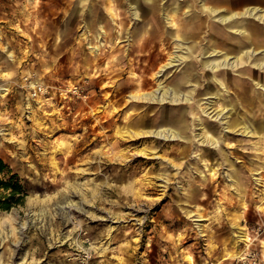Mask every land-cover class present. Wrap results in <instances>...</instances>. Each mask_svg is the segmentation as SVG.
Listing matches in <instances>:
<instances>
[{
	"label": "rangeland",
	"instance_id": "rangeland-1",
	"mask_svg": "<svg viewBox=\"0 0 264 264\" xmlns=\"http://www.w3.org/2000/svg\"><path fill=\"white\" fill-rule=\"evenodd\" d=\"M131 1L0 0V264H264V5Z\"/></svg>",
	"mask_w": 264,
	"mask_h": 264
},
{
	"label": "trees",
	"instance_id": "trees-1",
	"mask_svg": "<svg viewBox=\"0 0 264 264\" xmlns=\"http://www.w3.org/2000/svg\"><path fill=\"white\" fill-rule=\"evenodd\" d=\"M0 209L8 210L23 202L26 195L24 183L0 158Z\"/></svg>",
	"mask_w": 264,
	"mask_h": 264
},
{
	"label": "bare ground",
	"instance_id": "bare-ground-1",
	"mask_svg": "<svg viewBox=\"0 0 264 264\" xmlns=\"http://www.w3.org/2000/svg\"><path fill=\"white\" fill-rule=\"evenodd\" d=\"M150 3V2H149ZM150 4H152V3H150ZM256 9H258L257 7H254V8H252V9H248V8H246V10L244 11V12H242V14H247L248 13V15H252L253 14V12L256 10ZM238 15V13H234V14H232V15H230V16H222L221 18H216L217 19V21H220L221 23L223 22V23H225V22H227V21H229L230 20V18H232V17H234L235 15ZM258 20H260L261 22H264V14H260L258 17ZM233 24V23H232ZM257 25V24H256ZM249 29V28H248ZM245 30V31H243V33H245V35H244V37L251 43V44H260V43H258V41H256V40H254L252 37H251V34H250V31L249 30ZM239 30V29H238ZM238 32V31H237ZM240 32V31H239ZM242 32V31H241ZM246 52H247V50H246ZM257 53V52H259V51H257V49H252V50H249L248 51V53H250L251 55L253 54V53ZM248 56V55H247ZM262 56V55H261ZM241 57H242V55H241ZM240 57V58H241ZM244 58V57H243ZM238 59H239V57L238 58H236V60L234 61L235 63H237V61H238ZM242 59V58H241ZM241 59H240V62H241ZM207 64V67L208 66H210L211 67V69H219L220 67H223L224 65H225V67H227V62H225V61H211V62H208V63H206ZM239 65V64H238ZM255 66H256V68H261V67H264V61H261V62H258V63H256L255 64ZM142 70V69H141ZM251 70V72H254V73H257V70L258 69H250ZM120 75V74H119ZM191 78V77H190ZM258 84L260 83V82H257ZM259 87L261 88V91H262V93H264V82H261L260 84H259ZM164 89V88H163ZM164 95H167V93H168V90H164ZM147 94H149V93H147ZM177 96H178V92H176L175 91V88H174V91H173V93H172V98H177ZM168 98V97H167ZM222 112V111H221ZM221 112H218L217 113V116H219L220 114H222ZM239 125H241V127L243 128V131H245V130H248V126L247 125H245V124H243L242 122H239ZM131 130V129H130ZM130 130H127L126 131V133H128L129 135H131L132 133H130L129 131ZM142 132V131H141ZM144 132V131H143ZM147 132V131H146ZM159 132V131H158ZM165 132V131H164ZM135 133V132H134ZM138 133H140V132H138ZM125 134V133H124ZM135 134H137V133H135ZM175 135H180L179 133H177V134H173V136H175ZM139 136V135H138ZM166 136H171V133H166ZM141 150V149H140ZM143 151V150H142ZM240 236V238L243 240V241H245V232H241V234L239 235Z\"/></svg>",
	"mask_w": 264,
	"mask_h": 264
},
{
	"label": "crops",
	"instance_id": "crops-1",
	"mask_svg": "<svg viewBox=\"0 0 264 264\" xmlns=\"http://www.w3.org/2000/svg\"><path fill=\"white\" fill-rule=\"evenodd\" d=\"M145 2H146V4H147V2L149 3H153L154 2V0H144ZM239 1H241V2H243V1H245V2H247L246 4V7H244L243 9H241V10H232V11H230V13H228V12H226V13H221L220 11H219V9L220 8H214V7H212V6H207L206 4H202L201 5V10H202V12H205L208 16H212V15H214V17L215 18H221L222 16H229V15H231L232 13H234V12H242V11H244L245 10V8H247V7H249V5L250 4H252V3H259V4H262V5H264V0H239ZM130 4H131V6L133 7V8H135V10H134V16L135 17H140V18H142V14L145 12V16H144V18L145 17H147V22H151L150 21V19H149V17H148V15H146V13H147V9L144 11V10H141V8H140V0H133V1H131V2H129ZM115 6H116V8L117 7H122L123 6V2H122V0H117V3H115L114 4ZM175 7V10L177 11V5L176 6H174ZM174 7H171V9H174ZM216 7V6H215ZM251 7H260V6H256V5H253V6H251ZM123 9V10H122ZM122 9H120V11H118L117 12V14H118V16L119 15H121V13L123 14L125 11H124V8H122ZM157 11H155V14H157L156 13ZM241 14H239V16H240ZM156 16H158V15H156ZM217 16V17H216ZM245 16V15H244ZM149 19V20H148ZM233 19V18H232ZM217 20V19H216ZM230 20H231V18H230ZM229 20V21H230ZM241 20H243V21H245L244 19H241ZM252 37V36H251Z\"/></svg>",
	"mask_w": 264,
	"mask_h": 264
}]
</instances>
